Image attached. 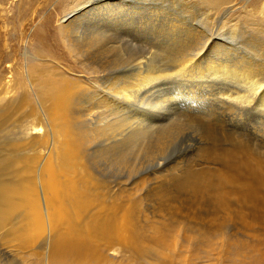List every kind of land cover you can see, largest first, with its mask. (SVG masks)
Here are the masks:
<instances>
[{
    "label": "bare ground",
    "instance_id": "obj_1",
    "mask_svg": "<svg viewBox=\"0 0 264 264\" xmlns=\"http://www.w3.org/2000/svg\"><path fill=\"white\" fill-rule=\"evenodd\" d=\"M136 1L69 0L31 35L36 53L8 77L0 71V256L9 264H115L114 253L163 264L173 226L196 246L264 245L263 28L221 23L230 0L183 2L178 18ZM23 2L20 31L38 15V0ZM222 9L214 28L185 22ZM52 38L101 84L37 62ZM177 38L185 44L165 47ZM145 39L158 45L149 61L121 52ZM164 51L172 55L158 64Z\"/></svg>",
    "mask_w": 264,
    "mask_h": 264
},
{
    "label": "rangeland",
    "instance_id": "obj_2",
    "mask_svg": "<svg viewBox=\"0 0 264 264\" xmlns=\"http://www.w3.org/2000/svg\"><path fill=\"white\" fill-rule=\"evenodd\" d=\"M1 1L2 3H4L0 7V34H1V40H2L1 43L7 46L8 50H5L2 54L5 57V61L7 63L5 61L3 62L4 64L1 63L0 71H2L3 73L5 72V75H7L6 77H8L9 74H6V73H8L9 66L15 67L18 62L20 65L22 63L23 57H25V59L27 60L28 58L24 56V54L29 53V54L34 55L36 53L34 49L31 50L30 47L27 45L29 39H31V37L34 34V31L38 27H41L44 24L47 17L54 16L55 15L54 13L61 11L62 7L65 6L69 2V0H38L39 3H36L35 5L30 6V8L35 6L34 8H36V12H38L37 13L38 15L35 16L34 20H33L34 15L32 16V21L29 24H27L25 27H22L23 31H20L22 22L19 17V12H18L19 8H17L18 0H1ZM139 1L140 0H137L136 2H139ZM148 1L150 3L155 4L156 6L160 4V6L164 7L165 9L169 7L171 10V14L175 13L174 15H176L178 18L179 16H182L183 14L182 13L183 11L180 8L181 3L187 2V1L189 3H193V2H196L197 0H190V1L189 0H148ZM23 4L24 5L27 4V0H24ZM202 5L207 7L204 3H202ZM223 6L232 7V8L229 10L228 12L229 14L226 16V18L225 19L223 18L221 23L226 24L227 22V24L229 25L242 23V25H244V23L246 24L247 21L249 20L248 22H253L257 24L258 27L263 28L264 30V25H263L264 19H263V15H261L262 12L264 11V0H230L229 2L223 4L221 7ZM21 7L22 6L20 5V8ZM27 10L28 8L24 9L22 12L25 13ZM223 14H224V10L222 9V10H218L216 12L217 16L213 18L205 17L202 15L196 16V17L195 16L193 17L192 15L190 16L185 15V17H187L185 19V22H190L193 19L194 20L193 22H195V24L197 23V26H198V22H202L203 24L208 25L207 22L212 21L211 24L213 25V28H214L216 24H218L219 17L222 18ZM28 15L29 13H27L26 16ZM251 16H254V17H251ZM203 21H205L206 23H204ZM53 26H55V24H53ZM128 38L129 40H133L134 42L139 39L138 37H132V36ZM47 42L50 43V40ZM138 43H135V46L133 48L126 47L127 49H125V47H123L122 49L124 50H121V52L124 53L126 56L136 50L135 52L141 53L142 60H146V59L148 60V56H150L152 52H154V48L158 46L155 43H154L155 44L154 46L152 41L149 39L139 41ZM178 43L185 44V40L177 38V39H174L173 42L168 41L166 42L165 47L169 46V44H174L175 46ZM127 44H130V43H127ZM25 46L26 48H24ZM56 46L54 45L53 38H52L51 45H50L51 53H49V56L48 54H46L48 58L44 60L37 58L39 60L36 59V61L40 63L43 62L48 65L58 66L59 69H62L64 71H66L65 68L68 67L69 69L75 71V74H82L84 76H87L88 80H86L85 82L88 84V87L90 88H93L92 84H98V85L101 84V82L97 81V79H95L94 76L86 75L87 72L85 74L84 71L80 70L79 67L75 65V63L73 62L72 55L67 52L64 46L62 50H60L59 48H57L58 46L57 47ZM129 49L130 50L133 49V50L130 51ZM170 49H173V48H170ZM125 50L127 52H123ZM135 52L133 54H136ZM146 52L149 53L150 55L146 54ZM164 53H158L159 55L156 54L157 56H160L162 54L160 57L154 56L156 59V62H158V59H159L160 62L162 63V60H161L162 56L165 58V56H167L168 51H164ZM42 54L44 55V52ZM50 55L53 57H57L60 62L57 63V60L53 57H50ZM168 55L170 56L172 54L169 52ZM158 64L160 63L158 62ZM77 72H82V73H77ZM67 74L70 75L69 71L67 72ZM78 76H81V75H78ZM1 90L2 89L0 88V91ZM20 93H23V91H20ZM4 96L5 95L1 94L0 98H3ZM227 128L231 131L233 130V132L237 134L238 133L241 134L240 128L233 127V126H227ZM191 132L194 133V131H191ZM190 135L191 133L188 130L181 137V141H184V142L180 141L181 144H183V146L186 144H189V140L191 139ZM249 141L252 142L251 140ZM252 143L255 144L254 141ZM115 176H118V175L115 174ZM183 234L184 232L180 231L179 226H173L167 232L166 242H165V245L163 246V248L165 249V255L163 259L161 260L163 264H264V249H263L264 245L262 243H258V244L254 243L255 245L253 243H249L247 248H246V245H243V246H240L239 247L240 249H239L237 245L229 244L231 242L229 240H224V241L215 240L214 241L213 239H211L212 242L209 243L208 246H202V245L196 246L192 240L186 241L183 238ZM190 236L193 238L191 234ZM230 245H233V246H230ZM254 247H255V250L253 249ZM251 250H253L254 252L252 251L248 253ZM171 255H173V259L170 257ZM112 256L115 261L117 262L122 261L121 263L123 264L126 263L127 258L125 257L121 258L120 255L116 253L112 254ZM2 258L0 256V264H9L7 261L4 260V258L3 259ZM117 262L115 264H117ZM21 264H26V263L21 262ZM128 264H143V263H141L140 260L130 259V262Z\"/></svg>",
    "mask_w": 264,
    "mask_h": 264
}]
</instances>
